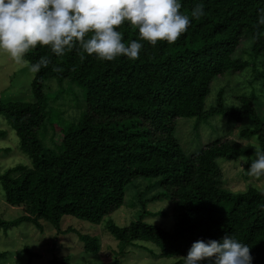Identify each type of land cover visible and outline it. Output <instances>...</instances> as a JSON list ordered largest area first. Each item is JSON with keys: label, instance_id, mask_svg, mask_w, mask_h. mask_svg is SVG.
I'll return each mask as SVG.
<instances>
[{"label": "trees", "instance_id": "1", "mask_svg": "<svg viewBox=\"0 0 264 264\" xmlns=\"http://www.w3.org/2000/svg\"><path fill=\"white\" fill-rule=\"evenodd\" d=\"M180 2L186 15L200 3L206 14L193 19L174 44L158 41L152 46L140 39L134 26L126 22L119 27L126 46L133 40L142 43L137 59L122 56L101 61L78 47L60 57L40 46L25 54L30 67L41 57L49 58L50 64L34 72L33 101L0 97V114L19 138L20 151L32 162L0 169L5 201L24 211L16 220H0V228L23 222L42 228L45 222L60 230L65 216L100 225L124 205L127 186L141 179L148 184L143 190L135 187L139 191L135 204L141 206L136 220L123 227L110 221L106 227L121 256L140 242L144 244L137 247L150 248L154 258L178 259L174 264H183L194 241H219L232 235L250 247L252 264H264V189L253 185L244 191L227 189L218 164L219 160L243 161L248 169L255 151L264 150L259 98L241 95L235 98L236 105L228 106L223 87L214 105L206 107L214 82L251 70L243 55H264V26L257 23L264 0ZM243 39L249 45L238 56ZM251 73L261 78L264 90V73ZM49 79L69 80L86 90V112L61 129L57 154L46 149L41 137L49 131L45 127ZM218 113L235 125L249 122L238 136L255 144L243 147L236 140L218 137L199 152L186 154L173 135L176 122L205 120ZM163 201L169 202V212L147 210L149 204ZM160 215L172 219L170 229L147 220ZM78 237L86 253L98 255L97 237L81 233ZM5 257L0 253L1 259ZM110 263L123 261L115 257ZM49 264L73 263L67 255Z\"/></svg>", "mask_w": 264, "mask_h": 264}, {"label": "rangeland", "instance_id": "2", "mask_svg": "<svg viewBox=\"0 0 264 264\" xmlns=\"http://www.w3.org/2000/svg\"><path fill=\"white\" fill-rule=\"evenodd\" d=\"M249 42L243 39L237 47V55L242 54L248 47ZM243 60L251 62V70L227 74L224 78L214 82L211 94L206 99V107L214 105L218 92L225 88L224 101L228 106L237 104L236 97L241 95L255 94L259 98L258 110L264 116V90L260 86L261 78L252 76L251 71L264 73V55L254 58L249 54L242 56ZM34 72L27 61L15 62L9 55L0 52V97L5 100L22 99L33 101L31 83ZM45 93L48 98L46 112L48 114L47 134L41 135L46 149L54 154L60 152L61 129L68 128L86 112V90L78 84L69 80L58 82L49 79L45 82ZM243 125L249 122L237 124L228 121L223 114H216L205 120L179 119L176 122L174 138L179 146L188 155L195 154L218 137H228L240 142L243 147L255 144L254 140L242 139L238 136ZM44 132V129L40 130ZM55 132V134H54ZM52 134L54 139L52 141ZM218 164L223 171L224 185L234 192L244 191L248 185L264 189V176L256 177L248 173L243 161L236 163L219 160ZM24 165L31 166L32 162L19 148V138L11 128L9 121L0 114V169L4 172L9 168ZM148 184L147 180L137 179L126 188L125 203L119 211L106 217L100 225H93L86 221L65 216L60 230L48 223L42 222V228L23 222L22 224L5 229L0 228V253H5V258H0V264H49L50 260L71 256L73 264H111L110 262L119 258L123 264H174L178 259H156L152 256L150 248L142 249L136 243L131 246L125 257L118 251V243L107 232L108 222L123 227L136 220L141 212L140 204H135L134 195L143 190ZM145 199V198H144ZM168 201L149 204L147 210L156 213L170 209ZM164 210V211H163ZM24 213L22 207H14L5 201V193L0 184V220L9 222L18 219ZM151 220L156 226L170 229L171 218L160 215L152 216ZM79 233L89 234L97 237L101 250L98 255L88 254L84 251L83 244L78 237ZM30 252V253H29Z\"/></svg>", "mask_w": 264, "mask_h": 264}, {"label": "clouds", "instance_id": "3", "mask_svg": "<svg viewBox=\"0 0 264 264\" xmlns=\"http://www.w3.org/2000/svg\"><path fill=\"white\" fill-rule=\"evenodd\" d=\"M181 7L180 0H0V52L17 63L37 46L48 47L57 57L78 47L101 61L137 59L142 43L133 40L126 46L119 27L126 22L134 26L140 39L152 46L158 41L174 44L193 19L206 14L202 3L192 8L190 16ZM257 23L264 26V8L258 9ZM49 64V58L41 57L31 71ZM254 157L248 173L264 176V150L255 151ZM252 261L250 247L232 235L194 241L183 257V264Z\"/></svg>", "mask_w": 264, "mask_h": 264}]
</instances>
